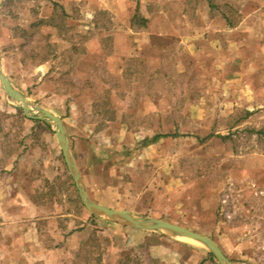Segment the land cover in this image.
Masks as SVG:
<instances>
[{
    "label": "rangeland",
    "instance_id": "1",
    "mask_svg": "<svg viewBox=\"0 0 264 264\" xmlns=\"http://www.w3.org/2000/svg\"><path fill=\"white\" fill-rule=\"evenodd\" d=\"M95 3L2 0L3 70L62 118L102 205L205 234L233 264H264V0H124L121 21ZM155 10H176L191 35L163 50L123 36V52L112 32ZM4 96L0 83V264H220L199 242L89 212L55 132ZM29 202L39 210L19 222L5 211ZM45 247L60 249L47 258Z\"/></svg>",
    "mask_w": 264,
    "mask_h": 264
},
{
    "label": "water",
    "instance_id": "2",
    "mask_svg": "<svg viewBox=\"0 0 264 264\" xmlns=\"http://www.w3.org/2000/svg\"><path fill=\"white\" fill-rule=\"evenodd\" d=\"M1 2L2 0H0V3ZM0 83L9 97L21 104L20 107L23 109L26 117L44 120L54 127L68 171L75 183L83 205L89 212L96 216L106 217L123 225L145 230L161 231L175 237H185L195 240L204 245L216 257L220 264H233L225 255L219 244L213 238L205 234L166 220L138 215L131 211L119 210L95 202L86 191L82 176L70 148L62 118L46 108L30 104L28 99L14 88L8 75L3 70L1 62Z\"/></svg>",
    "mask_w": 264,
    "mask_h": 264
},
{
    "label": "crops",
    "instance_id": "3",
    "mask_svg": "<svg viewBox=\"0 0 264 264\" xmlns=\"http://www.w3.org/2000/svg\"><path fill=\"white\" fill-rule=\"evenodd\" d=\"M94 1L96 2L95 4H97V3L100 4L99 7L98 6L96 7L97 10L99 8V10H102L103 12H107V13L109 12V14H112L113 15L112 16V19L113 20H116V19L117 20H120V21L123 20V17L125 15L124 13L126 11L124 9L125 8L124 7V0H94ZM96 8L93 9V11L91 13L98 12L99 10L97 11ZM174 11L176 12V10H171L166 15H165L164 11H161V10H155L152 13H149V12H147V13H141L142 14L141 15V18H143V24H142L143 27L136 30V29H133L131 27V25H129V24L127 25L126 24L125 26L127 27V30L126 29H123V30L122 29H119L117 31L114 30L112 33L115 34L114 35L115 36V42L117 44H119L120 49L123 52L124 51L127 52L126 50L130 49V47L132 46V45H130V43H128V41L122 40L123 39L122 38L123 36H125L126 38L129 37V36L134 37L135 40H138L140 42L139 43V48L144 47V48H151V49H154V50H157V49L163 50L164 47H167L168 48L169 46H172L178 40H182L183 37H186L187 38V37H189L191 35V32H190V34H188L187 32H185V33H181L180 32L179 33L178 28H177V24L178 23L173 18L174 13H175ZM166 17L169 18V21L166 20ZM158 20L159 21L160 20H163V22L161 23V26L155 27V23H157ZM120 40H121V43H119ZM9 79H10L12 85L14 86V88L17 89L19 92H21L28 99V97L25 95V93L23 91H21L14 84L13 80L10 77H9ZM10 98L11 97H9L5 93L4 99L6 101H9ZM11 99H13V98H11ZM12 104H13V106L15 108L20 107V105H18L16 103H13L12 102ZM51 112H53L54 114H56L54 111H51ZM27 119H29L30 121H33L34 123L45 124V126L49 129V131L52 130V131L55 132L54 127L51 124H49L48 122L44 121V120L31 119V118H28V117H27ZM34 127H35V125H34ZM55 134H56V132H55ZM66 134H67V132H66ZM56 136H57V134H56ZM57 141H58V137H57ZM58 144H59V141H58ZM59 146H60V144H59ZM70 148H71V146H70ZM60 149H61V146H60ZM71 151H72V149H71ZM61 154H62V150H61ZM72 154L74 156L73 151H72ZM62 156H63V154H62ZM63 159H64V157H63ZM74 159H75V161L77 163L79 172L81 174V171H80V168H79V165H78V162H77L75 156H74ZM64 162H65V159H64ZM65 165H66V162H65ZM66 167H67V165H66ZM81 176H82V174H81ZM132 176L133 175H131V177ZM82 179H83V177H82ZM83 182H84V180H83ZM85 188H86V191L89 194V196L95 202H97L99 204L102 203V202H100L99 200H96L95 198H93L90 195V193L87 190L86 185H85ZM108 207H112L113 208V206H108ZM11 208L12 209H10V211L7 210V208L5 209V211L6 212H9L10 213V216L12 218L16 219L17 222H19L20 220L18 221V219H22L25 216H30L32 213L35 214L39 210V205H37L35 202H29V203H24L23 205L22 204H16L14 206H11ZM119 210H121V209H119ZM127 211H131L132 212L133 210H127ZM63 233H60L59 232V234H61V235ZM74 233H76V232H73V234ZM58 243L59 242L55 243V245L58 244ZM54 249H60V248H58V247H56V248H54V247L53 248H51V247H45V256L48 258L50 255L55 254L56 253V250H54Z\"/></svg>",
    "mask_w": 264,
    "mask_h": 264
},
{
    "label": "trees",
    "instance_id": "4",
    "mask_svg": "<svg viewBox=\"0 0 264 264\" xmlns=\"http://www.w3.org/2000/svg\"><path fill=\"white\" fill-rule=\"evenodd\" d=\"M167 136H169V134H162V133H159V134H157L153 139H152V141L151 142H155V141H157L158 139H160V138H163V137H167Z\"/></svg>",
    "mask_w": 264,
    "mask_h": 264
},
{
    "label": "bare ground",
    "instance_id": "5",
    "mask_svg": "<svg viewBox=\"0 0 264 264\" xmlns=\"http://www.w3.org/2000/svg\"><path fill=\"white\" fill-rule=\"evenodd\" d=\"M185 238V237H184ZM186 239H189V238H186ZM189 240H191V241H195V240H192V239H189Z\"/></svg>",
    "mask_w": 264,
    "mask_h": 264
}]
</instances>
